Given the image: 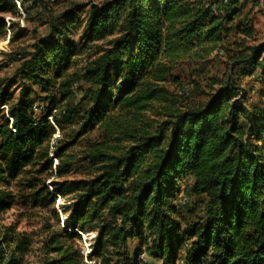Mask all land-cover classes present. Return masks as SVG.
<instances>
[{"label":"trees","instance_id":"trees-1","mask_svg":"<svg viewBox=\"0 0 264 264\" xmlns=\"http://www.w3.org/2000/svg\"><path fill=\"white\" fill-rule=\"evenodd\" d=\"M12 1L25 4L0 0V13L9 12ZM242 1L92 4L88 41L106 45L60 88L50 87L54 80L48 73L53 67L60 73L76 67L78 55L68 21H56L24 58L19 78L49 92V116L57 109L58 93L69 100L76 88L88 106L79 136L97 126L104 136L84 157L94 176L63 183L71 189L52 182L50 191L53 126L47 118L37 121L26 100L0 119V217L17 198L32 210H50L59 197L74 196L63 228L45 223L40 229L41 264H142L138 257L144 249L163 264H264V105L248 104L239 83L243 77L263 83L264 41L235 44L232 69L239 68L240 78H213L212 88L218 87L207 101L183 100L169 90L175 86L185 92L174 75L178 64L204 60L225 45ZM8 28L0 17V38ZM237 31L246 39L255 35L248 25ZM80 82L88 87L82 89ZM67 112L69 118L79 114ZM73 144L54 153L57 178L68 173L63 159ZM12 182L16 194L10 191ZM185 182L191 185L178 197ZM18 228L17 223L0 225V264H28L35 235ZM78 232L97 234L87 257ZM134 240L137 251L130 255Z\"/></svg>","mask_w":264,"mask_h":264},{"label":"rangeland","instance_id":"rangeland-1","mask_svg":"<svg viewBox=\"0 0 264 264\" xmlns=\"http://www.w3.org/2000/svg\"><path fill=\"white\" fill-rule=\"evenodd\" d=\"M35 1L25 0L23 7L20 2L12 1L13 8L7 13H0V17H3L8 27H10L6 30L4 36L0 38V119L8 117L11 107L19 101L26 100L32 105L39 104L41 109L34 113L35 119L42 121L47 118L54 128L49 140V158L53 161V169L51 170L52 177L47 181V186L52 191L53 188L50 183L59 182L62 184V188L71 189L73 185H63V183L81 181L94 176L96 170L84 161V157L91 153V147L94 143H100L104 140L103 132L97 126L88 134L79 136L80 123L88 106L87 103L81 101L82 96L78 89L77 94L69 100H62L61 94L58 93L56 97L57 109H54L57 114L50 121L49 108L52 100L49 92L47 93V90L42 88L41 85H33L30 81L23 82L19 78L18 72L25 61L24 58L35 51L38 42L51 33V26L60 19V23L68 21L70 39L76 44L78 55L75 58L76 67L72 66L65 73L58 72L55 67L51 69L48 77L54 82L50 87L60 88L73 73H81L85 65L84 61L92 57L97 47L106 45L104 42L91 43L88 41L85 28L90 7L92 4L100 5L112 0H39L40 2L37 5H35ZM240 11V15L231 26L232 30L225 41V45L221 47L223 53L218 52L220 48L204 60L184 61L178 64L174 75L179 76L180 82L185 86V92L175 86H170V91H175V94H178L183 100L188 96L186 100L204 102L209 99L208 94L211 89L218 87L216 85L212 88L210 83L213 78L218 81H222L229 76L240 78L239 68L238 70L232 69L231 56L237 53L236 43L253 45L264 41V0H243ZM244 25L254 28L255 35L253 38L246 39L237 31L238 28ZM195 83H197V86L193 90L192 85ZM239 83L247 91L248 104L261 102L264 105V81L262 83L256 78L243 77ZM79 84L82 89L88 87L86 83L80 82ZM68 109H75L79 114L73 118L66 117L69 113L67 112ZM65 112H67L66 115H64ZM67 143H74L64 154L63 161L68 173L62 178H57L55 166L58 164V160L55 159L54 153L59 147ZM190 183L180 184L178 197L186 194L187 188L191 185ZM10 188V191L14 194L19 190L14 182H12ZM73 199V195L65 198L59 197L54 208L50 210H32L23 206L20 199L17 198L14 207L0 217V225L17 223L19 232L34 233L35 245L27 260L29 261L28 264H41L43 259L39 250L41 247L39 241L43 237H41L40 229L45 223L51 224L55 230H57V226L60 229L63 228L67 218L65 210L74 203ZM53 211H56L57 218ZM200 211V208H197L196 213L199 214ZM191 217L194 218V216ZM78 233L81 235V240L78 241L79 247L82 249L84 257H87L95 247L97 234L96 232ZM137 243L138 240L130 242V255L137 251ZM144 252L147 256L145 261H142L140 256ZM180 255H183V250H181ZM138 260L142 264H163V262L151 258L145 249L139 254Z\"/></svg>","mask_w":264,"mask_h":264},{"label":"built area","instance_id":"built-area-1","mask_svg":"<svg viewBox=\"0 0 264 264\" xmlns=\"http://www.w3.org/2000/svg\"><path fill=\"white\" fill-rule=\"evenodd\" d=\"M225 2H227V0H225ZM75 93L77 94V89L75 88ZM33 112L35 113V112H37L38 110H40L41 109V107H40V105L39 104H34L33 105ZM57 113V111L56 110H54L53 112H52V115H50L49 116V120L51 121L52 120V118H54V115ZM147 255H146V253H143L140 257H141V260L142 261H145V257H146Z\"/></svg>","mask_w":264,"mask_h":264}]
</instances>
